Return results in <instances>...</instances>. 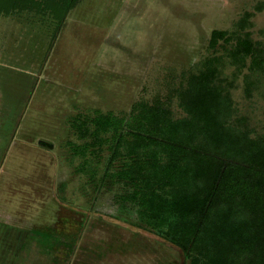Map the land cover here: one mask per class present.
Wrapping results in <instances>:
<instances>
[{"label":"rangeland","instance_id":"374dc122","mask_svg":"<svg viewBox=\"0 0 264 264\" xmlns=\"http://www.w3.org/2000/svg\"><path fill=\"white\" fill-rule=\"evenodd\" d=\"M66 1L0 0V220L27 239L30 231L21 264H184L178 248L117 204L123 186L98 189L108 152L95 176L78 173L85 158L74 148L84 142L71 124L157 99L182 116L184 74L221 55L208 48L214 31L250 33L264 49V0H80L64 19ZM247 13L249 25L238 28ZM246 75L232 99L260 127L264 87L247 98Z\"/></svg>","mask_w":264,"mask_h":264},{"label":"trees","instance_id":"16d2710c","mask_svg":"<svg viewBox=\"0 0 264 264\" xmlns=\"http://www.w3.org/2000/svg\"><path fill=\"white\" fill-rule=\"evenodd\" d=\"M79 1H66L64 19ZM208 48L221 55L184 74L182 116L157 99L135 103L123 117H75L71 127L84 143L74 150L85 158L77 171L95 176L100 152H108L98 189L107 181L123 186L117 204L178 248L184 264H264V123L242 116L232 99L245 70L247 98L264 87V49L238 31H214ZM90 148L94 157L86 160Z\"/></svg>","mask_w":264,"mask_h":264},{"label":"crops","instance_id":"0c3cea01","mask_svg":"<svg viewBox=\"0 0 264 264\" xmlns=\"http://www.w3.org/2000/svg\"><path fill=\"white\" fill-rule=\"evenodd\" d=\"M7 37H10V35L6 30L4 31V38ZM28 232H26L28 234L27 239L21 228L16 227L11 222L0 220V264H21L22 253L25 248L30 246L31 236ZM24 245H26L25 248ZM24 262L26 264H36L30 257Z\"/></svg>","mask_w":264,"mask_h":264},{"label":"water","instance_id":"95a60500","mask_svg":"<svg viewBox=\"0 0 264 264\" xmlns=\"http://www.w3.org/2000/svg\"><path fill=\"white\" fill-rule=\"evenodd\" d=\"M43 146H47V147H51V145H48V144H45V143H42Z\"/></svg>","mask_w":264,"mask_h":264}]
</instances>
